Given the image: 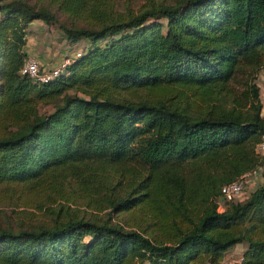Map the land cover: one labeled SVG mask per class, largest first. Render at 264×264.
Instances as JSON below:
<instances>
[{
	"label": "trees",
	"instance_id": "16d2710c",
	"mask_svg": "<svg viewBox=\"0 0 264 264\" xmlns=\"http://www.w3.org/2000/svg\"><path fill=\"white\" fill-rule=\"evenodd\" d=\"M108 2L0 0V188L36 192L51 217L0 224V264H217L236 243L233 264H264V182L216 201L264 163V0ZM55 9L92 19L59 23L88 45L37 81L19 71L25 28Z\"/></svg>",
	"mask_w": 264,
	"mask_h": 264
},
{
	"label": "rangeland",
	"instance_id": "374dc122",
	"mask_svg": "<svg viewBox=\"0 0 264 264\" xmlns=\"http://www.w3.org/2000/svg\"><path fill=\"white\" fill-rule=\"evenodd\" d=\"M109 7L112 12L120 13L124 15L125 13L134 12L138 7L144 2V0H108ZM163 3H173L175 0H159ZM49 6V5H48ZM51 10L54 9L53 6H49ZM55 16L57 21L55 22H43L39 19H34L33 23H28L25 28L24 38L25 45L24 51L27 54L38 53L40 54L44 67H54L55 63L64 54H69L71 51L82 50L88 45L86 39L70 40L62 32L59 23H65L68 25H84L89 23L92 19L88 17H83V11L80 14H76L74 17L60 12L55 9ZM88 19V20H87ZM87 20V21H86ZM163 21V19H160ZM85 24V25H86ZM39 59V58H38ZM264 71V70H263ZM264 90V88H262ZM122 95V94H121ZM262 100L264 102V93H262ZM51 109V105H42L39 110L42 112ZM2 115V114H0ZM1 119V117H0ZM10 119L5 118L3 123L8 122ZM262 170L260 175L256 176L254 179H249L245 185V193L236 199H241L249 190L253 188L257 183L264 182V163L261 165ZM253 180V181H252ZM256 182V183H255ZM66 188V187H65ZM18 185L8 186L7 188H0V224H7L12 226L14 229L18 228H32L37 224L49 223L50 215L45 212V206H38L39 199L41 197L36 194V192H28V190H20ZM43 199V198H42ZM46 200V199H45ZM76 200V212L79 214L90 215L91 212L95 216H104L105 211H94L90 210L92 207L85 204L83 199L75 198ZM56 201L45 203L46 206L56 207ZM69 206H72L71 204ZM126 215V214H123ZM117 219L116 215L112 214V217ZM129 220V218L127 217ZM244 243H237L234 246L229 247L224 255L221 264H233L238 261L241 249L244 247Z\"/></svg>",
	"mask_w": 264,
	"mask_h": 264
},
{
	"label": "built area",
	"instance_id": "2783aa9c",
	"mask_svg": "<svg viewBox=\"0 0 264 264\" xmlns=\"http://www.w3.org/2000/svg\"><path fill=\"white\" fill-rule=\"evenodd\" d=\"M80 50L78 51H71L69 54H64L61 56V58L55 63V66L50 67H44L42 65V62L39 61L38 57L27 54V58L20 67V73L22 74H28L32 78H34L37 81H46L50 78H52L54 75L57 74V72L62 68L68 61L69 58L72 56L79 55ZM256 150L264 155V133L261 134V140L256 146ZM262 170V166L259 165L255 167L254 169L243 172L233 180L223 183L220 186V193L216 197V201L218 206H222L223 202H226L227 200L236 199L239 196H241L243 193H245V185L249 181V179H254L256 176L260 175V172ZM253 181V180H252ZM202 264H214L210 262H205ZM221 264V263H217Z\"/></svg>",
	"mask_w": 264,
	"mask_h": 264
},
{
	"label": "crops",
	"instance_id": "0c3cea01",
	"mask_svg": "<svg viewBox=\"0 0 264 264\" xmlns=\"http://www.w3.org/2000/svg\"><path fill=\"white\" fill-rule=\"evenodd\" d=\"M30 23H33V20L30 22ZM32 55L36 56L39 58V60H44V59H41L42 57H40V54L38 53H33ZM264 67L259 71L258 75H257V84L259 85V96H260V100H261V103H262V107H261V113L264 114V102L262 100V93H264V90H262V88H264ZM256 183V182H255ZM259 184V183H257ZM256 184V185H257ZM254 187V186H253ZM237 244V243H236ZM235 245V244H234ZM232 245V246H234ZM244 247L241 249V252L243 251ZM240 252V254H241ZM240 258V255L238 257V259Z\"/></svg>",
	"mask_w": 264,
	"mask_h": 264
}]
</instances>
